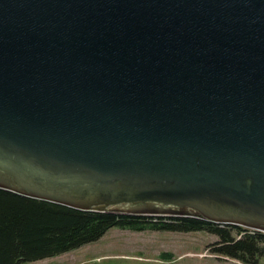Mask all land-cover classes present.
Segmentation results:
<instances>
[{"label":"water","instance_id":"1","mask_svg":"<svg viewBox=\"0 0 264 264\" xmlns=\"http://www.w3.org/2000/svg\"><path fill=\"white\" fill-rule=\"evenodd\" d=\"M0 188L264 233V0H0Z\"/></svg>","mask_w":264,"mask_h":264},{"label":"trees","instance_id":"2","mask_svg":"<svg viewBox=\"0 0 264 264\" xmlns=\"http://www.w3.org/2000/svg\"><path fill=\"white\" fill-rule=\"evenodd\" d=\"M112 228L205 231L219 237L210 250L217 256L243 264H259L264 258V233L260 231L193 217L84 211L0 188V264H25L59 256L99 241Z\"/></svg>","mask_w":264,"mask_h":264},{"label":"rangeland","instance_id":"3","mask_svg":"<svg viewBox=\"0 0 264 264\" xmlns=\"http://www.w3.org/2000/svg\"><path fill=\"white\" fill-rule=\"evenodd\" d=\"M218 241L217 235L205 231L136 232L112 228L97 242L25 264H243L211 253ZM259 264H264V258Z\"/></svg>","mask_w":264,"mask_h":264}]
</instances>
